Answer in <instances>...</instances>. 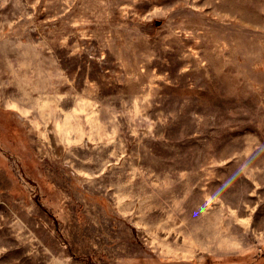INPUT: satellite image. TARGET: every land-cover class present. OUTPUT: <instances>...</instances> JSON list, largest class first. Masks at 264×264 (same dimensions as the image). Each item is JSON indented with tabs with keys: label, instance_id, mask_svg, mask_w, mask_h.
Masks as SVG:
<instances>
[{
	"label": "rangeland",
	"instance_id": "374dc122",
	"mask_svg": "<svg viewBox=\"0 0 264 264\" xmlns=\"http://www.w3.org/2000/svg\"><path fill=\"white\" fill-rule=\"evenodd\" d=\"M0 264H264V0H0Z\"/></svg>",
	"mask_w": 264,
	"mask_h": 264
}]
</instances>
